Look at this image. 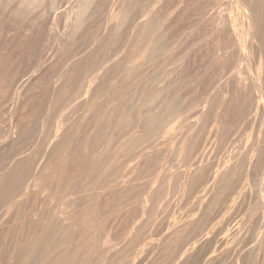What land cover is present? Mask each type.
Masks as SVG:
<instances>
[{"label":"bare ground","instance_id":"bare-ground-1","mask_svg":"<svg viewBox=\"0 0 264 264\" xmlns=\"http://www.w3.org/2000/svg\"><path fill=\"white\" fill-rule=\"evenodd\" d=\"M15 1H16L17 6H15V9L16 10H14L15 11L14 13H16L17 16L19 14H22V12H23V15L24 14L26 15L27 13L29 14L31 11H34L35 12L36 9H33V8H37V5L39 6V3H40V5L42 3L41 2L42 0H14V1H11L10 6L11 5L13 6V3ZM168 1L169 0H146L145 2H143V0H113V2H114V6H113L114 7V9H113L114 10V13L113 14H114V17H115V20H116V22L114 23V27L116 26L115 24H117V22H119L120 20H121V22H123V25L125 24V30L130 29L131 25H132V28H133L135 26V24L133 25V23H135V21L139 23L138 25L136 23V25H137V28H138L137 32L140 33V38L139 39L137 38V41H136L135 45H132L131 44L132 47L133 46L134 47L132 49L130 48V50L128 52L126 51L127 52L126 57L124 56L125 54L123 55L126 58V60H127L126 62H124L123 58H121V57H117V58H114L113 59V56L115 57V55L114 54H111V52H110L111 50H109V53H108V55H109V58L107 59L108 61H106V60H105L106 62L104 60L101 61L100 42L97 41V43H99V45H98L99 48H95L96 47L95 46L96 43H95L94 45L91 44V45L94 46L93 47L94 49L92 48L91 51H89V50L86 51V52L84 51L85 53H83V52L82 53H78L77 52L78 54H82L81 56H79L77 58H76V56L78 54L74 53L73 54V57L74 58L69 63V65H68V62H67V65H64V66H67V67L66 68L63 67L65 69L63 71V73L60 74V75H56L57 74L56 72L59 71V70H57V71L53 70L52 73L50 71V74L51 75L49 74L50 77L47 80V79H44L43 76H45L46 71L49 70L50 65H52L51 63H48L47 62L45 65L38 64L39 66H37L38 68L36 67L37 68L36 71H39L40 73L39 74L36 73L38 75L37 77L36 76L35 77H32V75L30 73H29L30 75H28V72L30 71V66L32 67V65L30 64V66H29L27 63L25 64L24 63L25 61H23V63H24L23 64L22 63V60L24 59V58H22L23 56H20V59L19 58L17 59V61L19 62V65H21V67H22V68L20 67L21 69L19 68L20 70L18 72V70L15 68L16 65L19 66L18 63L16 65L13 64L15 62L14 61L15 58H14V60H11L12 58L10 59V57H9V59L11 61L9 59L3 60L4 59V57H3L4 54L2 52L1 53L3 55L0 53L2 55V57H3V59H1L2 57L0 58V264H192V261L194 259L196 260V257L198 259L197 261H199L200 258H203L204 259V256L207 255V253H209L211 251V248H212L211 245H210L211 243L208 244L211 247V248H209L210 251L209 250H208V252L206 250L204 251V249L207 247V245H206L207 239H205L206 237L203 239L202 238L203 236L200 235L202 233L201 231H204L205 232V229L208 228L206 226V224L209 223V222L207 223V221H204L203 220L205 218L201 219L200 218L201 216L199 217V214L202 215L203 213L201 214L200 211H199V214H196V215H198V217H199L198 219L199 220L201 219V220L204 221V222L202 221V224H204L206 222L205 226L207 228L204 227L205 229H202L203 228V225L201 226V225H199L200 223L199 224L197 223V220H198L197 217H196V221H195L197 224L194 222L193 218H195V217H193V216H192L193 218L191 216L188 217V215L187 216L185 215V216H181V217H176L175 218L174 217L175 215H174L173 212H171L172 209H170V208H172L171 207L172 205H173V207H175L178 203L175 205L169 199V197L171 196V195H169L170 194V190H173L174 189V188H172L173 187L172 186L173 184H171L173 178H172V176H171L170 173L169 174H166L165 173V175L162 174L163 175L162 176V179H161V176H160L161 182H159L160 181L159 178L157 179V177H156L157 176L156 175L157 171L160 174V170L161 169H163V170L166 169V171L170 170V167L168 165L169 164L168 163V159H169V157H173L174 156L173 155L174 152L171 151V149H174L176 147V146H172V148L169 149V147H171V146H169L170 145L169 144L168 145L169 147L167 148V144L166 143L168 141L170 143V140H169L170 134L168 135L169 137L168 136L166 137L167 134L164 136V137H166L165 140L168 139V141L166 143H161L163 145L166 144L165 146H166L167 149L166 148L165 149H162L161 148V150H163V151H160V152H154L153 150L151 151V149L150 150L149 149L146 150V148H144V149L142 148L144 146L143 145L144 143L142 144L141 141L143 140V142H144L147 139L146 138L147 137L146 136L147 134L145 135V133L144 134L140 133L141 136L139 135L140 137H142L143 135H145L146 136L145 137L146 138L145 140L144 139L139 140V136H137V137H133L132 136L131 137L132 139L129 138L130 140L128 139L127 141L126 140L120 141V140H118V138L117 139H114L113 138L116 141H114V142L111 141L112 143L110 144V142H109V135H110L109 134L110 133L109 132V129L110 128L106 127L108 130L106 132L102 131L104 133L101 134V135H99L100 133H98V132L102 129V127H101L100 130L98 128L99 131H92L93 133L90 136V134L88 132H86L87 131V125L88 124L87 123H86L87 125L84 124L83 123V120H81V119L78 121L76 119V115H75V117H74L75 118L74 119L75 121L73 120L72 123H71V125L69 124L70 126H67V128L64 127V126H58L57 127V125H56V129H54V128L51 127L50 131H48V134L46 135V138H45V135H44V138L46 140L51 139V141H52V143L45 142V143H48V144H46V146L48 145L47 147H45V143H43L44 141L42 143H40V147H37V145L35 146L40 151H44V152H42V154L43 153L44 154L43 155L41 154L42 157L40 156V158H39V156L35 153V150L34 151L32 150V151H29L28 152L29 146L32 145L33 143H35V141H36V140L33 141L34 138H35V135H34V132H33L35 129L33 127L38 128L40 126L41 122L44 121L43 118L45 117V115H46V117H47V115L49 116L48 112H51V113L53 112L54 113V114H52L53 116L54 115H57V114L61 113L73 101L75 103V99H77V98H78V100L81 99L79 101V103H78L79 105L76 103L79 106L78 109H80V105L82 106V105H87L88 104L87 106H90L89 104L97 96L98 91L101 90L102 87H104V86H106L108 84V80H109V88L112 89L111 92L109 93V97H112L113 95L111 93H112L113 89H114L113 92L115 94L117 93L115 91L116 89L114 87V85H115L114 83L115 82L113 83L112 80L114 79V77H115V75H116V73L118 71L122 73V70H123L125 72V73L123 72L124 75H126V74L128 75L129 73L131 75V73L133 74L134 72L135 73H137V72L139 73V69H140L141 66H143V68H145V65H147V67L149 68L151 66L150 63L154 62L155 60L157 61V59H159V57H160V59L162 57H165L169 53V50L172 47V44L170 42L173 41V39L168 38V35L169 34H167L166 35L167 38L170 39L171 41L170 42L169 41L167 42V41L164 40L165 42L163 41V43H164V46H163V45H161V41H160V37L159 36H162L163 35L162 33H165V31L164 32L162 31V29L164 30V27H166L167 30H170V29H168L169 26H170L171 29H172V27L169 24H168V27H167V25H166L167 22H166V24L163 22V24H162L163 26H161L160 19H162L164 16L166 18V14L163 15L166 11L164 12L162 10V16L163 17L160 16L161 18H158L159 17L158 14H160L161 9L163 8L165 10V8L162 7V6L164 4H168ZM175 1H177V0H175ZM179 1L182 2V3H180ZM179 1H178L179 2L178 4L179 5L182 4V6H185V5H187L189 3V1H188L187 4L185 2V4L183 5V1L184 0L183 1L182 0H179ZM212 1L213 2H212V5L211 6H215L216 8H219L220 6L222 7V4L223 3L225 4V2H226L224 0H212ZM96 2H101V1L100 0H76L75 1V4L68 11H66L65 14H66L67 17H65V18H66V20H69L70 21V23H69L70 24V26H69L70 30L67 33H65L66 36L70 34V37H71L72 33L74 31H76V30H78L77 33L81 32V31H79L80 26L82 25V23H83V25L85 24L83 21L87 18L86 17V14H87V12H89L91 6L92 5H95ZM176 3L177 2H175L174 5H177ZM207 3H208V0H207ZM108 4L111 5L110 2ZM228 4H230V6H232L233 8H235V10H237L238 17H236V19L232 18L234 15L232 17L231 16L229 17L228 15L225 16L224 13L223 14L221 13L222 11L221 12H218L217 11L216 14H213L212 12H210V9H209L210 6L208 7L209 4L204 8V10L202 9L203 11H202V14H201V19H200V21L205 26L204 27L205 28L204 32L205 31L207 32V30H208L209 33L211 34L210 35L211 36L210 38L212 39V43H213V41L216 42L215 50H214V53H212L213 55H211V57L214 56L215 59L216 58H220V60L217 59V60H219L218 61V65H219L218 68L219 69L222 68V70H227L224 66H226V67H232L233 68V67H235L238 64H242V67L244 68L245 75L243 73V75L239 76V73H238V76L236 74L237 77L234 76L236 79L233 80L232 79L233 77L231 78L233 80L232 85L229 88V90L231 91L230 92L231 96H229V98H226L224 96L225 99H226V100H224L225 101L224 106L225 105L226 106L223 107L224 110H225V112L222 111V117L219 115L220 116L219 117L220 118L219 120L220 121L222 120V122L223 121L225 122V116H226L225 113H228L230 111L229 109L232 108L235 105L237 98H234V97L236 95L238 97V94H239L240 98H242V100H243L241 103L248 104L246 111L249 112V108H252L254 106H256L257 108L261 107L260 109H262V113H263L262 116H264V38L263 37H260V35H261V33H262V31L264 29H262L263 27L261 28V25H263V23L261 24V21H262V20H260V13L261 12L259 11V9L261 7H264V6H262V0H230ZM179 5H177V7ZM189 5L190 4H188V6ZM7 6H8V4H7ZM10 6H8V7H10ZM12 6L10 8H12ZM182 6H181V8H182ZM225 6H226V4H225ZM225 6H223V7H225ZM230 6H227V9ZM187 7H185V8L188 9ZM10 8L7 9L8 10L7 11L8 13H10L13 10V9H11V11H10ZM39 9L41 10V8H38V10ZM186 9H184V10L186 11ZM262 9H260V10H262ZM170 10H171V12L173 11V13H176V8L174 9L175 11L172 10V8ZM220 10H222V8ZM225 10L226 9H224V11ZM178 11H179V9H178ZM232 12H233V10H232ZM232 12H231V14H233ZM262 12H264V11L262 10ZM37 13H38V11H37ZM173 13H171V14H173ZM183 13H184V11H183ZM16 14H14V16H16ZM31 14H33V12ZM226 14H228V13H226ZM25 15L22 16V17H25ZM36 15H38V14H36ZM179 15H176V17L179 16ZM29 16H30V14H29ZM29 16H27L25 18H28ZM110 16H112V14ZM22 17H21V19H22ZM30 17H32V15ZM25 18L23 20H25ZM157 18L159 19L160 25L158 24ZM174 18H175V16H174ZM177 18H175V19H177ZM181 18H183V17L181 16ZM166 19H167L166 21H168V18H166ZM26 20H28V19H26ZM170 20L173 22V19H170ZM20 21H22V20H20ZM112 21H113V19H112ZM161 21H163V20H161ZM177 21H178V19H177ZM174 23H176V22H174ZM111 24H113V23L111 22ZM170 24H172V23H170ZM236 24H237V27L240 29V30H238V32H240L241 30H244L245 32H250L251 30H252V32L253 31L257 32V33H255L257 36L254 35V33H253L254 37L251 38V41L249 40V43L247 45V48L244 45V47L246 48L245 51L244 50L241 51L242 50L241 47H243L242 46L243 44L240 42L237 45L236 42H235L236 37L235 36L234 37L232 36V29H233V27ZM85 25H84V27H85ZM89 25H91V24H88L86 26L89 27ZM172 25H175V24H172ZM198 25H199V23H198ZM117 26H116V28H118ZM116 28H114V31H115ZM198 28L199 27H197V29ZM18 29H16V30H18ZM102 29H101V31H102ZM159 29H160V31H162L161 32L162 35L160 33H158V30ZM5 30H6L5 27L1 25L0 26V35L2 34L1 35L2 37H4L3 33H4ZM12 30H14V29H12ZM80 30H82V33L83 34H84L83 30H85L88 33H90V31L87 30V28L80 29ZM104 30H105V28H104ZM110 30H113V29H110ZM194 30H196V29H194ZM10 31L11 30H8L7 33L10 32ZM103 31H102V33H103ZM119 31H120V29H119ZM230 31H231V33H230ZM94 32L96 33V31H94ZM97 32L100 33V31H97ZM137 32H135V33H137ZM153 32H157L159 35H154ZM204 32H203V35H202L203 37H205V35H206V34H204ZM252 32H251V36H252ZM25 33H26V31H25ZM99 33L97 35H94L93 32H92V34L94 35V37L91 34L92 37L89 36L90 39L91 38H94L95 39L96 36L98 38ZM110 33H111V31H110ZM189 33L191 34V33H193V31L192 32H189ZM15 34H17V33L15 32ZM19 34H21V33H19ZM23 34L24 33H22L20 36L21 37L24 36ZM108 34H109V32H108ZM108 34L107 35L102 34V35H105L106 37L109 36V40H110V37L112 35H110V34L108 35ZM190 34L188 35V37L190 36ZM26 35H27V33H26ZM137 35H138V33H137ZM105 36L102 38V39H104L103 42L106 41V37ZM163 36H165V34ZM170 36L172 37V35H170ZM2 37L0 39H2ZM7 37H9V35ZM25 37L26 36H24V38L22 37V39H24V43L28 41L27 40L28 38H25ZM70 37L67 36V39L70 38ZM131 37H134V36H130L129 37L130 40H131ZM102 39H100V40H102ZM197 39H198V37H197ZM197 39H194V40H197ZM205 39H206V37L204 38V40H201V41H198L199 40L198 39L197 42L205 41ZM4 40H5V38H4ZM25 40H27V41H25ZM121 40H122V38H121ZM130 40L128 39V42ZM133 40H132V42H133ZM135 40H134V42H135ZM185 40H186V38H185ZM185 40L179 41V44L180 45H178V46L180 48L176 45L178 49H181V47H182V43L181 42L182 41L185 42ZM111 41H113V40H111ZM8 42H9V40H8ZM54 42H55V40H54ZM94 42H96V41H94ZM118 42H119V40L117 41V43ZM166 42H167V44L168 43H170V44L165 45ZM184 42H183V44H185ZM188 42H187V44H189ZM175 43H176V41H175ZM192 43L195 44L194 42H192ZM192 43H190V44H192ZM233 43L236 44V47L237 48L234 49L235 47L233 48V46H232V49L230 48L231 50L229 51L228 49L231 46V44H233ZM27 44H28V42H27ZM27 44H26V48H28ZM106 44H108V43H106ZM204 44L205 43H203V42L200 43L198 45L199 48L196 47L197 49L194 47V49L196 51L195 52H192V53L189 52V54L191 53L190 54L191 56L190 57H187V60H185V61H187V62H189V60L192 61L193 58L196 57L195 56L196 53H198V51H200V47H203ZM82 45H83V43H82ZM127 45L131 46L130 43L127 44ZM0 47H2V46H0ZM6 47H8V46H6ZM6 47H5V49L7 50ZM186 47H187V45L185 44V48ZM0 49H3V47L0 48ZM173 49H175V48H173ZM103 50H106V49L103 48ZM116 50H118V49H116ZM191 50H192V48H191ZM201 50H203V49H201ZM11 51H12V49H11ZM171 51H172V49H171ZM185 51H186V53L188 52V50H185ZM185 51H184V53H185ZM3 52H5L4 49H3ZM21 52H24V51H21ZM173 52H175V51H173ZM13 53L11 52L10 55L13 54ZM24 53H23V55H24ZM184 53H182V54H184ZM51 54H52V52H51ZM170 54L172 55V53H170ZM170 54H168V55H170ZM168 55H167V57H170ZM173 55H174V53H173ZM215 55H216V57H215ZM5 56H6V54H5ZM29 57H30V55H29ZM71 57L72 56H70L69 58H71ZM173 58L174 57H172L170 59H173ZM166 59L168 61L169 58H166ZM28 60L30 61V59H28ZM66 60L67 59H65V62H66ZM163 60L164 59L162 58V62H166V61H163ZM255 60H257V64H256ZM44 61H46V60H44ZM156 61H155L154 65L155 64L159 65L158 62H156ZM169 61L171 62V63L168 62V63L171 64V65L169 64V66H171V68H172L173 67L172 65H174L173 64L174 62H172L173 60L172 61L169 60ZM40 62H42V61H40ZM102 62L103 63L105 62V63L103 64ZM181 62L184 63L183 61H181ZM187 62H185L186 65L188 64ZM147 63H149V66H148ZM182 63H180V65ZM32 64H33V62H32ZM252 64L254 66L256 64V68H255L256 75L253 76L250 79L251 73H252V72L250 73V71L252 69V68L250 69V67H251ZM160 65L163 66L162 64H160ZM215 65H217V63ZM13 66H14V69L12 68ZM159 66H156V67L159 68ZM165 67H168V66L165 65ZM157 68H154L156 72H157V70H156ZM162 68H160V69L163 70L164 68L163 69ZM174 68H173L174 70L173 69L170 70L168 68L170 70V72H168L170 75H168V76H171L172 77L173 72H175L177 70H180L182 68V66H180L179 68H177L176 66H174ZM120 69H122V70L120 71ZM145 69H146L145 72H147V68H145ZM184 69H185V67H184ZM249 69H250V71H249ZM253 69H254V67H253ZM149 70H152V69L149 68ZM60 71H62V70L60 69ZM94 71H96L95 72V75L94 76H90V73L91 72H94ZM140 72H141L140 74H142V72L144 73V71H141V70H140ZM215 72H214V74H216ZM121 73L119 75H121ZM154 73L155 72L153 71L152 74H154ZM158 73L159 72H157V74ZM160 73L163 76L165 74L163 71H161ZM160 73H159V75H161ZM157 74L155 73L154 75L157 76ZM174 74H173V76H176V74L175 75ZM178 74H180V73H178ZM124 75H122V76H124ZM154 75L148 76V75L144 74V76L150 77V81L151 82L148 81L149 79L147 78V83L142 82L143 85H146L147 86L148 82H150L152 84V81L156 84L157 82L155 80L158 77H160V76L158 75V77H155ZM162 75H161V77L159 79L163 78ZM181 75H183V74H181ZM217 75L219 76V74H217ZM139 76H138V78L140 80L141 78ZM153 76H154L155 79L151 80V77L153 78ZM218 76H216V78H219L220 79V77H218ZM176 78H177V76H176ZM167 79H168V82L167 83L169 84V82H171V80L169 81V79H170L169 77L168 78H165L164 80L166 81ZM172 79H174V78H172ZM197 79L195 81H197ZM139 80L138 81H134V82H138L139 83ZM164 80L162 79L160 81L165 82ZM160 81H158V83ZM174 81L172 80V82H174ZM120 82H121V80H120ZM163 82H161V83H163ZM43 83L46 84L45 85L46 88L43 86V88H45L46 91L48 89H50V90L47 91L46 96L48 94H50L49 91L51 92L50 96H48L49 98L48 97H45L44 98L45 101H42V100H39L38 99L39 98V95H41V96L43 95L42 94L43 91H41V93L39 95L37 94V93H39V90H37V89L38 88H40V89L42 88V86L40 87L39 85H41ZM142 83L140 85H138V86H141ZM151 84H150V86H151ZM155 84H152V87ZM163 84H165V83H163ZM176 84H178V83H176ZM124 85H125V83H124ZM175 85H173V86H175ZM47 86H48V89H47ZM133 86L134 85H131V87H133ZM160 86H162V84ZM166 86H167V84H166ZM166 86L157 88L156 90H153V91L149 92L146 96H143V95H144V91L147 92V90H145V88L147 89V87H145L144 90L142 88H140V90H139V87H138L137 88L136 95H135V93H133V91H131V93H130L129 90H128V92H129L128 94L131 95V96L128 95V97L130 96V98L133 96L132 93L136 97L138 95L141 96V98H138V99H142V102L141 103L139 101H138L139 103L135 102V104H138V105L140 104L139 105L140 108L138 109V111H139L138 112V117H137V118H139V120H140V117L142 116L141 114L147 115L148 112H151V109H152L151 107H153V109H157L158 108L157 110H160L161 108L158 107L159 104L155 108V105H156L157 102H161L162 105L163 104L164 105L166 104V107L167 108H165V109H168L169 106H167V101L169 100L168 102L171 103V99H168L169 98L168 97L167 98L168 100H167L165 97L167 96L166 93L168 92V90L170 88H172V87L169 88V87H166ZM134 87L136 89L137 86H134ZM156 87H157V84H156ZM165 87L167 89H165ZM207 87H209V86H207ZM106 89H105V92H106ZM149 89L150 88H148V91H149ZM126 90H124V91H126ZM130 90H131V88H130ZM209 90H210V88H209ZM229 90L227 92H229ZM219 91L220 92H224L222 90H219ZM120 92L117 93V94H123V95H119L120 97H118V98H121V100L118 101V102H116V104L114 106L112 105L113 107H111L110 109H109L110 106H108V107L106 106L108 108V109H106L107 110L106 112L104 111L106 107H104V110H102L103 113L101 112L100 117L103 114L102 117H104V118H106L108 120L109 119V112L111 114V112L113 110L116 111V112L118 111V114L121 113V112L124 113V111H123L125 109L124 106L125 105H128V103L131 102V101H133L134 99L131 98L132 100L128 102V97L124 95V93L126 94L127 91L124 92V93H122V91H120ZM227 92H225V93H227ZM82 93L85 94L84 95L85 97L83 96V98H84L83 100L81 98L82 97ZM164 93H165V95H164ZM168 93L170 94L172 92H168ZM175 93L176 92H174V94ZM110 94L112 96H110ZM211 94H208L207 96H205L206 101H204L205 99L203 100L204 101V104H205V102L206 103L208 102V98H211L210 97ZM170 95L173 96V94H170ZM44 96H45V94H44ZM116 96H118V95H116ZM191 96H189V97H191ZM42 97H40V98H42ZM106 97H107V95H106ZM173 97H176V96H173ZM170 98H172V97H170ZM165 99L167 100L166 103L163 101ZM190 99H192V98H190ZM193 100H195V99L193 98ZM196 100H197V98H196ZM173 101H174V98H173ZM211 101H212L211 103L214 104L213 103L214 101L212 99H211ZM126 102H128V103H126ZM107 104H109V103H107ZM153 104H155V105H153ZM171 104H173V103H171ZM175 104L177 105V103H175ZM187 104L190 106V104L188 102H187ZM193 104H195V102H193ZM193 104L190 106V108H196L197 111H199L200 108L197 105V103L195 104V106L197 105L198 107H195V106L193 107ZM77 105H75V106H77ZM91 106H92V104H91ZM91 106L90 107H87V109L85 111L86 113H91L93 111L94 107H91ZM242 106L244 107L243 104H242ZM177 107H178V105H177ZM135 108L137 110V107H135ZM170 108H171V106H170ZM186 108H188V106H186ZM210 108H211V106H210ZM235 108H237V107H235ZM81 109H83V108H81ZM165 109H163V110L165 111ZM172 109L173 108L170 109L171 112L169 110V112H170L169 114H172L175 110H176V113H179L182 110V108H181V109H179L180 111H177L178 109H175V107H174V109H175L174 111ZM96 110H97V108H96ZM187 110H189V108ZM243 110H244V108H243ZM78 111H80V110H78ZM211 111H213V108H212ZM80 112H77V115H79ZM85 112H83V114ZM152 112H153V110H152ZM189 112H191V111H189ZM223 112H224V115H223ZM81 113H80V115H82V117H83V114H81ZM125 113H127V112H125ZM165 114L166 113L164 112V115ZM169 114H167L168 117H169ZM173 114L170 115V116L172 117ZM185 114L186 113H184V115ZM240 114H242V113H240ZM159 115H161V114H159ZM164 115H161L160 117L163 116V118H164L165 117ZM167 115H166L165 118H167ZM175 115H174V117H175ZM179 115L181 116V113H179ZM84 116H85V114H84ZM90 116H92V117H90L91 119H89V120H92L93 118L95 119L93 112H92V114ZM96 116H97V121H99L100 118L98 119V115H96ZM111 116H112V114H111ZM120 116H119V118H120ZM201 116H203V115H201ZM62 117H64L63 120H68L69 117H70V115H68L66 117L65 116H62ZM160 117H159V119H161ZM79 118L80 117H78V119ZM83 118L85 119L86 116L83 117ZM162 119H161V121H163V120H169V118L163 119V120ZM87 120H88V118H87ZM111 120H113V118ZM142 120H143V118H142ZM219 120H217V121H219ZM103 121H104V119H103ZM110 121H107V123L110 122ZM115 121H113L114 124H116ZM161 121L159 120V122H160L159 123V126L160 127L162 125L161 124ZM183 121H184V119H183ZM202 121L203 120L201 119L200 122H202ZM94 122H95V120H94ZM119 122H120V120H119ZM58 123H60V120H59ZM171 123H172V120H171ZM184 123H185V121H184ZM166 124L167 123H164L163 125H166ZM181 124H183V122ZM181 124L178 123V125H180V127H183L184 124L183 125H181ZM150 125H152V124L150 123ZM173 125H174V122H173ZM188 125L190 126V124H188ZM102 126H104V124ZM184 126H186V125H184ZM202 126H203V124H202ZM74 127H76V128L78 127L79 132H80V137L78 135L79 139L76 138L73 135L74 138L78 139L75 145L73 144V142H75V141H73V142L72 141H69V135L72 132H74V131H72V129ZM160 127H159V130L160 129H165V127L167 128L166 130H168V127L167 126H165V127L163 126L164 128H160ZM191 127H192V129L195 130V128H194L195 125L193 127L192 126V123H191ZM136 128L137 127H135V129ZM38 129H40V127ZM141 129H140V131H141ZM215 129H216V133H217L218 128H215ZM74 130H75V128H74ZM104 130H106V129H104ZM126 130H128V129H126ZM166 130H165V133L167 132ZM35 131L37 132V130H35ZM169 131L171 133V130L170 129H169ZM202 131L204 132V130H202ZM75 132L77 133L78 131L76 130ZM162 132H164V130H162ZM162 132H160L159 136L162 135L161 134ZM181 132L183 134L182 129H181ZM212 132H214V131H212ZM86 133H88L89 135L86 136ZM157 133H159V131ZM210 133H209V135H210ZM112 134H114V133H111V135ZM233 134H234V132H233ZM123 135H125V134H123ZM134 135H136V134H134ZM148 135H151V133L148 134ZM156 135H158V134H156ZM212 135H213V133H212ZM118 136L119 135H117V137ZM120 136L122 137V134ZM184 136H185L184 137V141H185V138H187L186 136H188V135H184ZM36 137L38 138V136H36ZM161 137H163V136H161ZM120 139H122V138H120ZM179 139L180 140H183L181 138H179ZM70 140H72V139H70ZM148 140H149V138L147 139V141ZM163 140H164V138H163ZM180 140H179V142L177 140H176L177 142H174V140H173V142H174L173 144L177 143L175 145H179L180 144ZM105 141H107V143ZM70 142H72L73 145H70L71 144ZM151 142H153V141L151 140ZM208 142H209V140H208ZM189 143L191 144L192 142H189ZM221 143H223V145H225L224 144L225 142L221 141ZM35 144H37V142ZM103 144H105V146ZM184 144H186V145L184 147H182V149L180 148L181 150L179 149V146L177 147V149H179V151H180L179 152L180 153L179 154V158H180V161L181 162H182V160H184V161L185 160L187 161L188 159L190 160V157H191V154H192L191 153V150H192L193 143L190 145V144H188V141H187V143L185 142ZM184 144H182V145H184ZM109 145H110V147H109ZM223 145H220V147L223 146ZM151 146L152 145L150 144V147ZM155 146H156V144H155ZM180 146H181V144H180ZM195 147H196V144H195ZM223 147H222V149H223ZM262 147L264 148V145ZM37 148H35V149H37ZM140 148H142V149H140ZM216 148H217V146H216ZM263 148H262V151H264ZM156 149H158V148H156ZM227 149H228V147H227ZM258 149H257V153H259V155L258 154H256L258 156L255 155V161L256 160L257 161L260 160V162H259V165H260V163H261V153L262 152H261L260 149L258 151ZM39 150H37V151H39ZM174 151H175V149H174ZM220 151H221V149H220ZM177 152L178 151H176V153H174V154H178ZM192 152H195V151H192ZM217 153H219V152H217ZM231 153H234L235 154V152H231ZM214 154H216V153H214ZM228 154H230V153H228ZM227 155L226 156L223 155V156L224 157H229ZM231 155L232 154H230V157H231ZM192 157H193V154H192ZM240 157H241V155H240ZM129 158H133L134 159V161H132V164H130V162L128 163V159ZM193 158H195V157H193ZM196 159H197V161L199 159H200V161H202L201 160V157L199 159L198 158H196ZM202 159H203V157H202ZM224 159L225 158H222V161H224ZM229 159L226 158V160H229ZM232 159H234V158L232 157ZM250 159H251V157H250ZM129 161H131V160L129 159ZM222 161L220 159V162L222 163L221 164L222 166L224 165L226 167L227 165H229V162L228 161H226V162H228L226 164L223 163ZM234 161L237 162L236 160H234ZM204 162H202V163L204 164ZM232 162H233V160L231 161V163ZM170 163H171V161H170ZM209 163H211V161ZM255 163H253V164H255ZM109 164H111V165L109 166ZM201 164H199V165L201 166ZM191 165H190V167H191ZM195 165H197V164H195ZM231 165L233 166V164H231ZM134 166H136V168L138 167V169H137L138 171L135 169ZM200 166H197V167H200ZM232 166H231V168H234ZM235 166H237V165H235ZM126 167L128 169L131 168V170H132V167H133V170L137 171V172L134 171L135 173L133 175V178H131V180L128 177L127 178L125 177V176H128V175L124 174V169ZM211 167H209V168H211ZM227 167H228V169L230 168L229 166H227ZM262 167H263V169H262V171H263L264 170V163H263ZM195 168H196V166H195ZM205 168L202 167L201 170H203ZM222 169L223 168H221V170ZM127 170L125 169L126 172L129 171V170L128 171ZM192 170H193V168H192ZM192 170H189V171H192ZM201 170L199 168V171L200 172L199 171H194V173H199L200 174V173H202ZM221 170L219 168V170L217 172H219ZM224 170H225V168H224ZM231 170L229 172H233ZM233 170H235V168ZM176 171H178V170H176ZM187 171L185 170V173ZM164 172H165V170L162 173H164ZM203 172H204V170H203ZM222 172H224V171H222ZM229 172L227 173L228 176L226 175V172L224 174H222L220 172L222 174V176H220V174L218 175L215 172L216 173L215 174L216 177L215 178L213 177L212 178V182L213 183L211 182L213 184L212 186L214 188L210 185L211 183H209V185H208V186H211V187H209V189L210 188L211 189L213 188L212 189V192H214V193H212L209 190L207 192L208 193L211 192V195L210 196H212L214 198V200H215V197H216V201L218 200V204H219V201L221 199V197H220V199H217V198H219L218 195L219 196H222V194L225 192V189H224L223 193L221 194L219 192L221 188L223 189V188H226L227 187V189H229L232 192V190L234 191L237 188V186H238V185H235V184H238L237 183L238 181L237 182L234 181L236 183L231 184V185H234V188H233V186L232 187L230 186L232 189H230V187L228 188V186H229V185H227L228 180L231 179V178L232 179L234 178V177L231 176L232 173L229 174ZM260 172H258V173L260 174ZM180 173H182L181 176H180V180H178V181L176 180L175 181V177L176 176H173V177H174V182L177 183V184L175 183L176 184L175 186H177V190L181 193V196H183L184 193H185V196L188 199L191 195H193L194 192H196V193H198L197 196H199V194L201 195V197H200V200L202 199L201 201H203V202L208 201L207 200L208 197L206 198V201H204L203 199H205V198L202 196V195H204V194H202L203 193L202 190H207L205 188L208 187V186L206 187V184L205 183L207 181H209L208 179L205 181L204 179H202L203 177L201 178V176L203 175V173H202V175H200V177L199 176L196 177L197 174H196V176L194 174L191 175L190 172H189L190 175H187L188 173L185 174V173H183L181 171H180ZM204 173H206V171ZM127 174L131 175L130 172H128ZM262 175H264V173ZM78 176H80L81 178H83L82 183L80 181L81 179L80 180L77 179ZM123 176L126 179H129L128 182L129 181L130 182L128 183V182H126L127 180L125 181L124 180L125 178H123V180L126 183H128V184H126L125 182H123V180H122V177ZM178 176L179 175H177V177ZM209 176H210V174H209ZM259 178H261V177H259ZM76 179L81 184L85 183L84 184L85 187H86V183H87V186L89 184V186H88V192L89 191L90 192L89 193L87 192L88 194L85 193L87 191V189L85 188L82 191L80 190L81 192L85 191L84 193H82L83 194L82 195L81 192L79 191V189H82L81 187L84 188V185L83 186H81V185L78 186L80 184L79 183L78 185L76 184L78 186V188H76V190L78 189L80 195H79L78 192L76 193V192L73 191L75 194H77L76 196H78V195L79 196L78 197L73 196V198H72L70 196V194H73V193H70V191H71V188H72L73 184L75 183L74 180H76ZM92 180H93V182H95L94 184H92L93 183ZM261 180H262V178H261ZM78 181H77V183H78ZM87 181L88 182L89 181L91 182L93 188L90 186L91 184L88 183ZM221 181H223L224 184H226L227 186L224 185ZM229 181H231V180H229ZM220 182L224 186H226V187H222V185H221ZM122 183L123 184L125 183V184L123 185ZM203 184H205L204 187H201L202 189H199L200 186H203ZM263 185H264V183H263ZM89 187H91L92 191H91V189H89ZM74 188H72V189L74 190ZM115 190H117V191H116L115 194H113ZM174 190H176V188ZM199 190L202 191V192L199 193L200 192ZM229 190H227V191L229 192ZM171 192H173V191H171ZM75 194H73V195H75ZM163 196H169V197H167L168 200L165 199V201H166L165 203L166 204L164 206L162 205V202L160 203V200H161V198ZM204 196H207V194L204 195ZM187 199L186 200L184 199V200L187 201ZM257 199H260V198H257ZM162 200H163V198H162ZM197 200H198V202L200 201L199 198ZM209 200H210V198H209ZM211 200H212V198H211ZM137 201H138V203H137ZM188 201H190V200H188ZM216 201H214V202H216ZM211 202H213V201H211ZM214 202H213V205H214ZM54 203L55 204L57 203L56 206L54 205ZM179 204H181V203L179 202ZM206 204H203L202 203L201 205L202 206L203 205L205 206ZM209 204H210V202H209ZM218 204H216V205H218ZM255 205H258V204H255ZM198 206L200 207V205H198ZM206 206L203 207V209L209 208L208 206L206 208ZM211 206L212 205H210V207ZM191 207H190V209H191ZM215 207H217V206H215ZM215 207H214V209H216ZM183 209H185V208H183ZM199 209H201V208H199ZM203 209H202V211L205 213L206 210H203ZM211 209H212V207H211ZM254 209H255V207H254ZM142 211H143V213H144V211L147 212V214L149 212L150 213V215H149L150 218H147V220H146L145 217H144L145 222H144V219H143V220H141V223L139 225H137L135 223V219H139V220H136V221H139L140 222L141 217L140 218H136V217L138 216L137 214L140 213V212H142ZM208 211L209 210L207 209V212L205 214H203V215H206L208 213ZM210 211H209V213H210ZM217 212H218V210H217ZM176 213H177V210H176ZM186 213H188V212H186ZM208 214H207V216L210 215V214L209 215ZM263 214H264V212H263ZM182 215H183V213H182ZM213 215H215V214L213 213ZM143 216H146V215H143ZM178 216H180V215H178ZM207 216H205V217L207 218ZM230 216L231 215H229V217ZM250 216L253 217V215H250ZM231 218H232V216H231ZM221 221H223V220H221ZM224 222H222V223H224ZM194 224L199 225V226L202 227V228L201 227L199 228V229H202V230H200L201 233L198 232V233H200L199 235L203 239L200 242L199 241H195L194 242L195 237L194 236H193L194 238L192 236H191L192 238L190 237V235H194V234H191V232L194 231V230H192ZM220 225H222V224H220ZM228 226H230V225H228ZM263 227H262V229H263ZM195 228H196V230L198 229V227H195ZM218 228H222V227H218ZM228 228H226L225 230H227ZM233 228H235V226L232 223L231 229H233ZM199 229H198V231H199ZM208 231H210V230H208ZM215 231H216V229H215ZM211 232L212 231L208 232L207 235H209V233H211ZM218 232H217V234H218ZM234 233L235 232L233 231V234ZM214 234H216V233H214ZM212 235H213V233H212ZM219 236H220V234H219ZM212 237L213 238H216L215 235L212 236ZM190 238H191V241H193L194 243H192V242L189 241ZM215 241H217V239ZM208 242H209V238H208ZM215 244L218 245V242L217 243H214V246H215ZM205 245H206V247H205ZM220 245H222V243ZM254 245H256V243ZM261 245H259V247ZM216 247L217 246H215V248ZM248 248L250 249V247H248ZM248 248L246 250H248ZM218 249H219V246H218ZM253 249L255 250V248H253ZM250 250H248V251H250ZM212 252H214V250ZM252 252L253 251H251L250 253H252ZM131 254H134V255L136 254V256H135L134 259L132 257H130Z\"/></svg>","mask_w":264,"mask_h":264},{"label":"rangeland","instance_id":"rangeland-1","mask_svg":"<svg viewBox=\"0 0 264 264\" xmlns=\"http://www.w3.org/2000/svg\"><path fill=\"white\" fill-rule=\"evenodd\" d=\"M11 1H14V0H0V26L2 25V26H4L5 27V29L8 31V30H11L10 32H8L7 33V31L5 30L4 31V33H3V35H4V37H2L1 35V37H2V39H0V43L2 44H0V46H2L3 47V49L5 50V52H3V49H0L1 51H0V53L3 55V57H4V59H3V57H2V55L0 54V58L1 59H3V60H6V59H9V57H10V59L11 60H14V58H15V62L13 63V64H17L18 63V65H19V62L17 61V59L19 58L20 59V56H23L22 58H24L23 60H22V63H23V61H25L24 63L26 64H28L29 66H30V64L32 65V67L30 66V71L28 72V75H32V77H37L38 75L37 74H39L40 72L39 71H36V69L38 68L37 66H39L38 64H43V65H45L47 62L48 63H51L52 65H50V68H49V70L48 71H46V74H45V76H43L44 77V79H47L48 80V78L50 77V71H51V73H52V71L53 70H55V71H57V70H59V71H57L56 73V75H60V74H62L63 73V71L65 70L63 67H67V66H64V65H67V62H68V65H69V63L72 61V59L74 58L73 57V54L74 53H76V54H78V53H85L86 51H91L92 50V48L94 47L93 45L95 44V48H99V43H97V41L98 42H100V51H101V61H108L107 59L109 58V55H108V53H109V50H111L110 52H111V54H114L115 55V57L113 56V59L114 58H117V57H121V58H123V60H124V62H126L127 60H126V55H127V52L130 50V48L132 49L133 47H132V45H135V43H136V41H137V38L139 39L140 38V33L139 32H137V30H138V28H137V25L139 24L138 22H136L135 21V23H133V25L135 24V28L133 27L132 28V25H131V27H130V29H128V30H125V24L123 25V22H121V20L119 21V22H117V24H115L118 28H116V26L114 27V23L116 22V20H115V17H114V2H113V0L111 1H109V0H100L101 2H96L95 3V5H92L91 6V8H90V10H89V12H87V14H86V21L84 20L83 22L86 24V25H88V24H91V25H89V27L88 26H86L85 24V27H84V25H83V23H82V27L80 26V29H84V28H87V30H89L90 31V33H88L87 31H85V30H83V32H84V34L82 33V30H80L79 29V31H81V32H79V33H77L78 32V30H76V31H74L73 33H72V35H71V37H70V34L69 35H67L68 37H70V38H68L67 39V36L65 35V33H67L69 30H70V28H69V26H70V21L69 20H66V18L65 17H67L66 16V11H68L74 4H75V1L76 0H42L41 2V5H40V3H39V6L37 5V8H33V9H36L35 10V12L34 11H31L29 14H30V16L32 15V17H30L29 16V14L27 15H25V17H27V16H29L28 18H25V17H22V16H24L23 15V12H22V14H19L18 16H17V14L16 13H14L15 11L14 10H16L15 9V6H17V4H16V1L13 3V6H12V8H10L11 6H10V4H11ZM146 0H143V2H145ZM175 0H169L168 1V4H162L163 6L162 7H164L165 8V10L162 8L161 9V11H160V14H158V18H161L160 16H162V10L165 12H163L164 14L163 15H165L166 14V18H168V21H166L167 19L165 18V16L162 18V19H160V22H161V26H163L162 24H163V22L166 24V22H167V27H168V24L169 25H171V27H172V29L170 28V26L168 27V29H170V30H167V28L166 27H164V30L162 29V31L164 32L165 31V33H162L163 35L165 34V36H163L162 34H161V32L162 31H160V29L158 30V33H160L162 36H159L160 37V41H161V45H163L164 46V43H163V41L165 40V41H171L170 39H168V38H171V39H173V41H171L170 43L172 44V47L170 48V50H169V53L168 54H170V53H172V55L170 54V55H168V56H170V57H167V55L165 56V57H162L164 60L163 61H166V62H162V58L160 59V57H159V59H157V61L156 62H158V64L160 65V64H162L163 66H159V65H157V64H155L154 65V63H155V61L154 62H152V63H150L151 64V66L149 67L150 69H152L156 74H157V72H161V71H163L164 73V76L162 75V77L163 78H161V79H159L160 77H161V75H159V73L157 74V76L156 75H154V74H152L153 73V71L152 70H149V68L147 67V65H145V68H147V72H145L146 71V69L145 68H143V66H141L140 67V69H139V73L137 72V73H131V75H130V73L127 75H124V71L122 70V69H120V71L122 70V73L121 72H117L116 73V75L118 76H116L115 75V77H114V79L112 80L113 81V83L116 85H114V87H115V91L117 92V93H119L120 91H122V93H124V92H126L127 91V93L125 94L124 93V95L125 96H127L128 97V95H130V94H128L129 92L131 93V91H133V93H135V95H136V93H137V88L139 87V90H140V88H142L143 90H144V88L145 87H147V89L145 88V90H147V92L146 91H144V95L143 96H146L149 92H151V91H153V90H156L157 88H160V87H164V86H166V84H167V86L166 87H172V88H168L169 90H168V92H172V93H170V94H173V96H176V97H173L172 95H170L167 91V93H166V99L168 98V99H171V103H173V104H171L170 102H168L166 99L165 100H163L165 103H166V101H167V106H169L168 107V109H165V108H167L166 107V104L163 106L162 105V103L161 102H157L156 103V105L155 104H153V105H155V108H156V106H158V104H159V108H161L160 110H157V109H153V107H151L152 109H151V112H152V110H153V112L151 113V112H148L147 113V115H144V114H141L140 116V120H139V118H137L138 117V109L140 108V104L138 105V104H135V102H137V103H141L142 102V99H138V98H141V96L140 95H138L137 97L132 93V95L135 97H131V98H133L134 100L133 101H131L132 99L130 98V96L128 97V102L129 101H131V102H126V103H128V105H125L124 107H125V109L123 110L124 111V113L123 112H121V113H119L118 114V111L116 112V111H112L111 112V114H112V116H111V114H110V112H109V119L111 118H113V120H107L106 118H104V117H102L103 116V114H102V116L100 117V115H101V112H102V110H104V107H108V106H110L109 107V109L111 108V107H113L115 104H116V102H118V101H120L121 100V98H118V97H120L119 95H123V94H115L113 91H114V89H113V91H112V95L110 94V96H112V97H109V93L111 92V88H109V80H108V86L106 85V86H104V87H102L101 88V90H99L98 91V94H97V96L92 100V102L94 103H90L89 105L91 106V104H92V106L91 107H94V109L96 110V108H97V110L95 111L94 109H93V113H94V117H95V119L93 118L92 120H89V119H91L90 117H92V116H90L91 114H92V112L91 113H86L85 111H86V109H87V107H90V106H87V105H80V109H78L79 108V101L81 100V99H79L78 100V98L77 99H75V103H74V101L69 105V106H67L66 108L68 109H64L61 113H59V114H57V115H52V114H54L53 112L51 113V112H48V114H49V116L47 115V117H46V115H45V117L43 118L44 119V121H42L41 122V124H40V129H38V128H36V127H33L35 130H37V132L34 130L33 132H34V135H35V138H34V140L33 141H35V143L37 142V144H35V143H33L32 145H30L29 146V150H28V152L29 151H34L35 150V153L39 156V158H40V156H41V154H42V152H44V151H40L37 147H40V143H42L43 141V143H45V142H48V143H52V141H51V139H48V140H46L45 138H46V135L48 134V131H50V129H51V127L52 128H54V129H56V125H57V127L58 126H64V127H66L67 128V126H70L71 125V123H72V121L75 119L74 117H75V115H76V119L79 121L80 119L81 120H83V123L84 124H86L87 125V131L86 132H88L89 134H90V136L92 135V131H99L100 129H101V127H102V129L98 132V133H100L99 135H101V134H103L104 132H106L108 129L106 128V127H108V128H110L109 129V134L111 135V133H114V134H112L111 136L109 135V142H110V144L112 143V142H114V141H116V140H114V139H117L118 138V140H120V141H124V140H128L129 138H131L132 136L133 137H137V136H139L140 135V133H142V134H144L145 133V135L147 136H145V135H143L142 137H140L139 136V140H142V139H148L149 138V140L147 141V139H146V141H144L143 142V140L141 141V143L145 146H143L142 148L144 149V148H146V150L147 149H151V151L153 150L154 152H160V151H163V150H161V148L162 149H165L166 148V144H167V148L169 147V146H171V147H169V149H171L172 148V146H176L174 149H175V151H174V149H171V151H173L174 153H176V151H178L177 153L178 154H174L173 153V157H169V159H168V165H169V167H170V170H168V171H166V169H164L165 170V172L164 173H162L164 170L163 169H161L160 170V174L158 173V171H157V173H156V177H157V179L159 178V182H161V179H162V176L163 175H165V173L166 174H171V176H172V182H171V184H173L171 187L172 188H176V190H170V194L169 195H171L170 197L169 196H163L162 198H163V200H162V198H161V200H160V203L162 202V205L164 206L166 203V201H165V199H167V197H169V199L171 200V202H173V204H177L175 207H173V205L171 206L172 208H170V209H172L171 210V212H173L174 213V217L176 218V217H181V216H187L188 215V217H195V218H193V220H194V222L196 221V217H197V219L200 217L201 219H203V218H205V219H203L204 221H207V223L208 224H206V222L204 223V224H202V221L203 220H197V223L199 224V225H203V228L201 227V226H199V225H196V224H194V226L195 227H198V229L201 227L202 229H205V228H207L208 230H210V231H212L211 233H209V235H207V233L208 232H210V231H208L207 229H205V232L204 231H201L200 232V230H202V229H199V231H198V229L196 230V228L193 226V228H192V230H194L193 232H191V234H194V235H190V237L192 236H194L195 237V239H194V242L195 241H202L205 237V239H207V241H206V245H207V247H206V245H205V249H204V251L206 250L207 252H208V250H209V248H211V251L209 252V253H207V255H205L204 256V259L203 258H200V260L199 261H197L198 259H197V257H196V260L194 259L193 261H192V264H264V214H263V212H264V185H263V183H264V175H262L263 173H264V170L262 171V169H263V167H262V165H263V163H264V151H262V146L264 145V116H262L263 115V113H262V109H260L261 107H259V108H257L256 106H254V107H252V108H249V112L248 111H246L247 110V105L248 104H245V103H241L243 100H242V98H240V96H239V94H238V97H237V95L234 97V98H237L236 99V103H235V105L232 107V108H230L227 112L228 113H225L226 114V116H225V122L223 121L222 122V120L220 121L219 119V117L221 116L222 117V111H224L225 112V110H224V108L223 107H225L224 106V104H225V101L224 100H226L225 99V97L226 98H229V96H231V94H230V90H229V88L231 87V85H232V82H233V80L234 79H236L234 76H236V74H237V76H238V73H239V76H241V75H243V73H244V68L242 67V64H238V65H236L235 67H226V66H224L227 70H222V68L221 69H219L218 67H219V65H218V61L220 60V58H214V56H212L211 57V55H213L212 53H214V50H215V45H216V42L215 41H213V43H212V39L210 38L211 36V34L209 33V31L207 30V32L205 31L204 32V30H205V26H204V24L200 21V19H201V14H202V11L204 10V8L208 5V7H209V9H210V12H212L213 14H216L217 13V11L218 12H221L222 14L224 13V15L225 16H233L232 18H234V19H236V17H238V12H237V10H235V8H233L232 6H230V4H228L229 3V1L230 0H224V1H226L225 2V4H226V6H225V4L223 3L222 4V10H220L219 8H216L215 6H211L212 5V0H208V3H207V0H182L183 1V5L185 4V2H186V4H187V2L189 1V3L188 4H190L189 6H188V4L187 5H185V6H182V4L181 5H179L178 3L180 2L179 0H177V1H175V2H177L176 4L177 5H179L178 7H177V5H174L175 4V2H174ZM179 1V2H178ZM6 4H5V3ZM110 2L111 3V5L110 4H108V3ZM171 2V3H170ZM200 2V3H199ZM210 2V3H209ZM106 3V4H105ZM173 3V4H172ZM180 3H182V2H180ZM7 4H8V6H10V7H8L7 6ZM174 7H172L171 5ZM7 7H6V6ZM49 5V6H48ZM105 5V6H104ZM108 5V6H107ZM168 5V6H167ZM41 6V7H40ZM97 6V7H96ZM111 6V7H110ZM170 6V7H169ZM181 6H182V8H181ZM188 6V7H187ZM223 6H225V7H223ZM227 6H230V7H228V9H227ZM262 6H264V1L262 0ZM14 7V8H13ZM169 7V8H168ZM185 7H187L188 9H186ZM191 7V8H190ZM10 8V11H11V9H13L10 13H8L7 11V9H9ZM17 8V7H16ZM38 8H41V10L39 9L38 10ZM48 8V9H47ZM172 8V10H174L175 8H176V13H173V11L171 12V9ZM179 9V11H178V9ZM263 8V9H262ZM181 9V10H180ZM184 9H186V11L184 10ZM203 9V10H202ZM224 9H226L225 11H224ZM260 9H262L263 11H264V7H261ZM259 9V11L262 13H260V20H262L261 21V24L263 23V25H264V12H262V10H260ZM54 10V11H53ZM232 10H233V12H232ZM37 11H38V13H37ZM110 11V12H109ZM112 11V12H111ZM175 11V10H174ZM181 11V12H180ZM183 11H184V13H183ZM227 11V12H226ZM230 11V12H229ZM235 11V12H234ZM33 12V14H31ZM173 13V14H171V13ZM231 12L233 13V14H231ZM237 12V13H236ZM16 14V16H14V14ZM168 13V14H167ZM183 13V14H182ZM186 13V14H185ZM226 13H228V14H226ZM36 14H38V15H36ZM109 14V15H108ZM112 14V16H110ZM180 14V15H179ZM10 15V16H9ZM91 15V16H90ZM176 15H179V16H177L176 17ZM242 15V14H241ZM2 16V17H1ZM8 16V17H7ZM22 17V19H21V17ZM168 16V17H167ZM174 16H175V18H177L178 19V21H177V19H175L174 18ZM181 16L183 17V18H181ZM109 17V18H108ZM25 18V20L26 19H28V20H23ZM59 18V19H58ZM65 18V19H64ZM157 18V21H158V24L160 25V22H159V19ZM181 18V19H180ZM68 19V18H67ZM111 19V20H110ZM112 19H113V21H112ZM170 19H173V22L170 20ZM199 19V20H198ZM20 20H22V21H20ZM99 20V21H98ZM101 20V21H100ZM104 20V21H103ZM161 20H163V21H161ZM13 21V22H12ZM48 21V22H47ZM171 21V22H170ZM198 21V22H197ZM68 22V23H67ZM89 22V23H88ZM110 22V23H109ZM111 22L113 23V24H111ZM172 23V24H175V25H172V24H170V23ZM174 22H176V23H174ZM197 22V23H196ZM3 23V24H2ZM93 23V24H92ZM108 23V24H107ZM136 23H137V25H136ZM198 23H199V25H198ZM69 24V25H68ZM110 24V25H109ZM182 24V25H181ZM203 24V25H202ZM48 25V26H47ZM177 25V26H176ZM263 25H261V28L262 29H264V26ZM25 26V27H24ZM92 26V27H91ZM112 28H111V27ZM124 26V27H123ZM181 26V27H180ZM19 29H18V28ZM60 27V28H59ZM95 27V28H94ZM110 27V28H109ZM176 27V28H175ZM178 27V28H177ZM190 27V28H189ZM197 27H199L198 29H197ZM10 28V29H9ZM50 28V29H49ZM103 28V29H102ZM104 28H105V30H104ZM108 28V29H107ZM114 28H116L115 29V31H114ZM133 30H132V29ZM187 28V29H186ZM12 29H14V30H12ZM16 29H18V30H16ZM22 29V30H21ZM28 29V30H27ZM98 29V30H97ZM101 29H102V31H103V33H102V31H101ZM110 29H113V30H110ZM118 29V30H117ZM119 29H120V31H119ZM136 31H135V30ZM177 29V30H176ZM194 29H196V30H194ZM109 30V31H108ZM117 30V31H116ZM202 30V31H201ZM238 30H240L238 27H237V24L233 27V29H232V36L234 37H236V39H235V42H236V44L238 45L240 42L243 44L242 46L244 47V45L246 46V48H247V45H248V43H249V40L251 41V38H253L254 37V35H256L255 33H257V32H255V31H253L252 32V30L250 31V32H245L244 30H241L240 32H238ZM25 31H26V33H27V35H26V33H25ZM60 31V32H59ZM93 32V34L94 35H97L99 32H97V31H100V33H99V35H98V38H97V36L95 37V39L94 38H91L90 39V37H92V32ZM94 31H96V33L94 32ZM110 31H111V33H110ZM114 31V32H113ZM137 32L138 33V35H137V33H135V32ZM156 31V30H155ZM160 31V32H159ZM167 31V32H166ZM193 31V33H189V32H192ZM200 31V32H199ZM15 32L17 33V34H15ZM86 32V33H85ZM108 32H109V34L110 35H112L111 37H110V40H109V36L108 37H106L105 35H107L108 34ZM130 32V33H129ZM177 32V33H176ZM203 32H204V34H206L205 35V37H206V39H205V41H202L203 43H205L204 44V46L203 47H200V51H198V53H196V57H194L193 58V60L192 61H190L189 60V62H187V61H185V60H187V57H190L191 55V53L192 52H195L196 50L194 49V47L196 48V47H198V45L200 44V43H202V42H197V40L198 41H201V40H204V38L205 37H203L202 35H203ZM251 32H252V36H251ZM19 33H24L23 35L24 36H26L25 38H28L27 40H25V41H27L28 42V44H27V42H25L26 44H27V46H28V48H26V44L24 43V39H22V37L24 38V36H20L21 34H19ZM64 33V34H63ZM107 33V34H106ZM154 33V35H159L157 32H153ZM230 33H231V31H230ZM253 33H254V35H253ZM29 34V35H28ZM63 34V35H62ZM76 34V35H75ZM81 34V35H80ZM86 34V35H85ZM92 34V35H91ZM102 34H105V35H102ZM108 34V35H109ZM135 34V35H134ZM167 34H169L168 35V38H167ZM190 34V36L188 37V35ZM193 34V35H192ZM247 34V35H246ZM9 35V37H7ZM18 35V36H17ZM88 35V36H87ZM94 35H93V37H94ZM115 35V36H114ZM125 35V36H124ZM137 35V36H136ZM170 35H172V37L170 36ZM192 35V36H191ZM199 35V36H198ZM90 36V37H89ZM106 37V41L105 42H103L104 41V39H102L103 37ZM130 36H134V37H131V40H130ZM170 36V37H169ZM186 36V37H185ZM245 36V37H244ZM257 36V35H256ZM0 37V38H1ZM19 37V38H18ZM66 37V38H65ZM89 37V38H88ZM100 37V38H99ZM175 37V38H174ZM179 39H178V38ZM196 37V38H195ZM197 37H198V39H197ZM203 37V38H202ZM260 37H263L264 38V30L262 31V33H261V35H260ZM4 38H5V40H4ZM74 38V39H73ZM108 38V39H107ZM121 38H122V40H121ZM126 40H125V39ZM163 38V39H162ZM166 38V39H165ZM181 38V39H180ZM185 38H186V40H185ZM188 38V39H187ZM190 38V39H189ZM22 39V40H21ZM70 39V40H69ZM80 39V40H79ZM100 39H102V40H100ZM128 39L130 40L129 42H128ZM135 40V42H134V40ZM168 39V40H167ZM176 39V40H175ZM194 39H197V40H194ZM8 40H9V42H8ZM54 40H55V42H54ZM63 40V41H62ZM82 40V41H81ZM111 40H113V41H111ZM119 40V42L117 43V41ZM132 40H133V42H132ZM176 41V43H175V41ZM181 40H185V42L184 41H182L181 43H182V47H181V49H178L177 48V46L178 45H180L179 44V41H181ZM192 40V41H191ZM194 40V41H193ZM208 40V41H207ZM23 41V42H22ZM74 41V42H73ZM83 43V45H82V43ZM94 41H96V42H94ZM102 41V42H101ZM115 41V42H114ZM127 41V42H126ZM164 41V42H165ZM178 41V42H177ZM189 41V42H188ZM13 42V43H12ZM67 42V43H66ZM114 42V43H113ZM167 42L165 43V45H168V44H170V43H168L167 44ZM174 44H173V43ZM183 42L187 45V49L185 48V44H183ZM187 42L189 43V44H187ZM192 42H194L195 44H193ZM210 42V43H209ZM11 43V44H10ZM21 43V44H20ZM88 43V44H87ZM106 43H108V44H106ZM111 43V44H110ZM130 43V45L131 46H129V45H127V44H129ZM178 43V44H177ZM190 43H192V44H190ZM17 44V45H16ZM23 44V45H22ZM66 44V45H65ZM87 46H86V45ZM91 44H93V45H91ZM235 43H233V44H231V46L229 47V51L232 49V46H233V48L234 49H236L237 47H236V44L234 45ZM4 45V46H3ZM8 46V47H6V46ZM12 45V46H11ZM19 45V46H18ZM69 45V46H68ZM106 45V46H105ZM110 45V46H109ZM177 45V46H176ZM194 45V46H193ZM213 45V46H212ZM11 46V47H10ZM23 46V47H22ZM76 46V47H75ZM81 46V47H80ZM118 46V47H117ZM2 47H0V48H2ZM5 47L7 48V50L5 49ZM123 47V48H122ZM179 47V46H178ZM243 47H241V51H245V47L243 48ZM79 48V49H78ZM87 48V49H86ZM103 48H105L106 50H103ZM120 48V49H119ZM173 48H175V49H173ZM180 48V47H179ZM191 48H192V50H191ZM199 48V47H198ZM231 48V49H230ZM11 49H12V51H11ZM94 49V48H93ZM116 49H118V50H116ZM171 49H172V51H171ZM183 49V50H182ZM194 49V50H193ZM197 49V48H196ZM201 49H203V50H201ZM253 49V48H252ZM10 50V51H9ZM80 50V51H79ZM124 50V51H123ZM185 50H188V52L186 53V51ZM227 50V51H228ZM9 51V52H8ZM21 51H24V52H21ZM85 51V52H84ZM105 51V52H104ZM116 51V52H115ZM127 51V52H126ZM173 51H175V52H173ZM184 51H185V53L188 55L189 54V52H191L188 56L184 53ZM211 51V52H210ZM13 53V54H11L10 55V53ZM51 52H52V54H51ZM78 52V53H77ZM120 52V53H119ZM21 53V54H20ZM23 53H24V55H23ZM173 53H174V55H173ZM182 53H184V54H182ZM223 53V52H222ZM5 54H6V56H5ZM9 54V55H8ZM122 54V55H121ZM125 54V55H124ZM208 54V55H207ZM217 54V53H216ZM29 55H30V57H29ZM82 54H78L77 56H76V58L77 57H79V56H81ZM125 57H124V56ZM205 55V56H204ZM8 56V57H7ZM18 56V57H17ZM65 56V57H64ZM70 56H72L71 58H69ZM185 56V57H184ZM48 57V58H47ZM172 57H174L173 59H170V58H172ZM179 57V58H178ZM181 57V58H180ZM215 57H216V55H215ZM47 58V59H46ZM69 58V59H68ZM166 58H169L168 59V61H167V59ZM183 58V59H182ZM185 58V59H184ZM9 59V60H10ZM28 59H30V61L28 60ZM54 59V60H53ZM56 59V60H55ZM65 59H67L66 60V62H65ZM166 59V60H165ZM217 59H219V60H217ZM10 60V61H11ZM44 60H46V61H44ZM169 60H173L172 62H174L173 64L174 65H172L173 67L171 68V66H169V64L171 63ZM179 60V61H178ZM17 61V62H16ZM35 61V62H34ZM40 61H42V62H40ZM51 61V62H50ZM54 61V62H53ZM105 61V62H106ZM181 61H183L184 63H182ZM194 61V62H193ZM32 62H33V64H32ZM62 62V63H61ZM104 62V63H105ZM168 62H170V63H168ZM177 62V63H176ZM182 63L181 65H180V63ZM185 62H187L188 64L186 65L185 64ZM193 62V63H192ZM255 62H256V64H257V60H255ZM11 63V62H10ZM23 63V64H24ZM103 63V62H102ZM103 63V64H104ZM190 63V64H189ZM217 63V65H215ZM22 64V65H23ZM35 64V65H34ZM148 64V66H149V63H147ZM166 66H168V67H165V65ZM179 64V65H178ZM256 64H255V66L252 64L251 65V67H250V69H251V71H250V69H249V71H250V73H251V77H250V79L253 77V76H255L256 75V71H255V68H256ZM14 65V66H15ZM62 65V66H61ZM171 65V64H170ZM209 65V66H208ZM14 66L12 67L13 69H14ZM156 66H159V68H157ZM174 66H176L177 68H179L180 66H182V68L180 69V70H177V71H175V72H173V74L175 73L176 74V76H177V78H176V76H173V74H172V77L171 76H168V75H170L168 72H170V70H172L173 68H174ZM188 66V67H187ZM197 66V67H196ZM21 67V65H19V66H15V68L18 70V72H19V70L22 68H20ZM37 67V68H36ZM152 67V68H151ZM164 69H163V68ZM184 67H185V69H184ZM210 67V68H209ZM253 67H254V69H253ZM20 68V69H19ZM154 68H157L156 70H157V72L155 71V69ZM160 68H162L163 70H161ZM170 70H169V69ZM196 68V69H195ZM35 69V70H34ZM60 69L62 70V71H60ZM145 69V70H144ZM175 69V68H174ZM173 69V70H174ZM224 69V68H223ZM140 70L141 71H144V73L142 72V74H140L141 72H140ZM160 70V71H159ZM186 70V71H185ZM198 70V71H197ZM205 70V71H204ZM218 70V71H217ZM235 70V71H234ZM14 71V70H13ZM12 71V72H13ZM36 71V72H35ZM149 71V72H148ZM204 71V72H203ZM216 71V72H215ZM239 71V72H238ZM17 72V73H18ZM49 72V73H48ZM95 72L96 71H94V72H91L90 73V76H94L95 75ZM151 72V73H150ZM168 74H167V73ZM180 73V74H178V73ZM194 72V73H193ZM214 72L216 73V74H214ZM30 73V74H29ZM34 73V74H33ZM37 73V74H36ZM121 73V75H119ZM149 73V74H148ZM200 73V74H199ZM213 73V74H212ZM50 74V75H49ZM140 76H139V75ZM144 74H146V75H148V76H151V75H154L155 77H158V75L160 76V77H158L155 81L157 82L156 84H157V87H156V84L152 81V84H155V85H153V87H152V84L150 83L151 81H150V77H148V76H144ZM174 74V75H175ZM181 74H183V75H181ZM217 74H219V76L217 75ZM122 75H124V76H122ZM206 75V76H205ZM244 75H245V73H244ZM137 76V77H136ZM138 76L141 78L140 80H139V78H138ZM154 76H153V78L151 77V80H153V79H155L154 78ZM216 76H218V77H220V79L219 78H216ZM222 76V77H221ZM236 76V77H237ZM57 77V76H56ZM126 77V78H125ZM146 77V78H145ZM170 78L169 79V81L171 80V82H172V80L174 81V82H169V84L167 83L168 82V79L165 81L164 79L165 78ZM180 77V78H179ZM233 77V78H232ZM138 78V79H137ZM143 78V79H142ZM147 78L149 79L148 81H150V82H148V84H147V86L146 85H143V83L142 82H145V83H147ZM172 78H174V79H172ZM198 78V79H197ZM201 80H200V79ZM233 80H232V79ZM136 79V80H135ZM164 80L165 82H163V81H160V80ZM177 79V80H176ZM197 79V81H195ZM120 80H121V82H120ZM139 80V83L138 82H134V81H138ZM143 80V81H142ZM145 80V81H144ZM213 80V81H212ZM217 80V81H216ZM158 81H160L159 83H158ZM201 81V82H200ZM219 81V82H218ZM119 82V83H118ZM130 82V83H129ZM161 82H163V83H165V84H163V83H161ZM203 82V83H202ZM221 82V83H220ZM124 83H125V85H124ZM136 83V84H135ZM138 83V84H137ZM142 83V85L141 86H138V85H140ZM144 83V84H145ZM176 83H178V84H176ZM182 83V84H181ZM230 83V84H229ZM130 84V85H129ZM150 84H151V86H150ZM162 84V86H160V85ZM177 86H176V85ZM46 84H41V85H39L40 87L42 86V90L40 89V88H38L37 90H39V93H37L38 95L41 93V91H43V97L41 96V95H39V100H42V101H45V97H48V96H50V94H51V92L49 91V93L50 94H48L47 96H46V94H47V91L48 90H50V89H48V86H47V91H46V86H45ZM129 85V86H128ZM131 85H134V86H137L136 87V89H135V87L133 86V87H131ZM173 85H175V86H173ZM228 85V86H227ZM43 86L45 87V88H43ZM121 86V87H120ZM150 86V87H149ZM160 86V87H159ZM183 86V87H182ZM207 86H209V87H207ZM113 87V88H114ZM125 87V88H124ZM153 89H152V88ZM165 87V89H167ZM174 87V88H173ZM180 87V88H179ZM104 88V89H103ZM107 88V89H106ZM109 88V89H108ZM129 88V89H128ZM130 88H131V90H130ZM148 88H150L149 89V91H148ZM184 88V89H183ZM209 88H210V90H209ZM44 89V90H43ZM105 89H106V92H105ZM121 89V90H120ZM126 90V91H124V90ZM229 90V92H227L228 90ZM110 90V91H109ZM128 90H129V92H128ZM136 92H135V91ZM177 90V91H176ZM198 90V91H197ZM219 90H222V91H224V92H220ZM46 91V92H45ZM102 91V92H101ZM189 93H188V92ZM38 92V91H37ZM174 92H176L175 94H174ZM225 92H227V93H225ZM121 93V92H120ZM179 95H178V94ZM207 93V94H206ZM213 95H212V94ZM44 94H45V96H44ZM103 96H102V95ZM115 94V95H114ZM195 94V95H194ZM197 94V95H196ZM200 94V95H199ZM208 94H211L210 95V97L211 98H208V102L206 103L205 102V104H204V101H206V99H205V96H207ZM37 95V96H38ZM85 94L84 93H82V100L84 99L83 98V96H84ZM106 95H107V97H106ZM116 95H118V96H116ZM164 95H165V93H164ZM192 95V96H191ZM178 96V97H177ZM189 96H191V97H189ZM196 96V97H195ZM219 98H218V97ZM225 96V97H224ZM40 97H42V98H40ZM79 97V98H80ZM85 97V96H84ZM102 97V98H101ZM122 97V96H121ZM124 97V96H123ZM170 97H172V98H170ZM185 97V98H184ZM203 97V98H202ZM49 98V97H48ZM47 98V99H48ZM100 98V99H99ZM107 98V99H106ZM137 98V99H136ZM173 98H174V101H173ZM177 100H176V99ZM180 98V99H179ZM190 98H192V99H190ZM193 98L196 100V98H197V100L195 101V100H193ZM44 99V100H43ZM46 99V100H47ZM96 99V100H95ZM130 99V100H129ZM202 101H201V100ZM205 99V100H204ZM211 99L214 101L213 103L214 104H212L211 102ZM240 99V100H239ZM77 100V101H76ZM95 100V101H94ZM104 100V101H103ZM111 102H109V101ZM204 100V101H203ZM139 101V102H138ZM173 101V102H172ZM176 101V102H175ZM181 101V102H180ZM185 101V102H184ZM195 102V104L197 103V105L199 106V111H197V109L196 108H190V106L193 104V102ZM198 101V102H197ZM163 102V103H164ZM187 102L190 104V106L187 104ZM78 105H77V104ZM106 103V104H105ZM107 103H109V104H107ZM169 103V104H168ZM175 103H177V105H178V107H177V105L175 104ZM180 103V104H179ZM209 103V104H208ZM222 103V104H221ZM98 106H97V105ZM171 104V105H170ZM195 104H193V107L195 106ZM208 104V105H207ZM242 104L244 105V107L242 106ZM75 105H77V106H75ZM94 105V106H93ZM113 105V106H112ZM130 105V106H129ZM184 105V106H183ZM195 106V107H198V106ZM215 105V106H214ZM85 106V107H84ZM137 107V110H136V108L135 107ZM170 106H171V108H173L172 110L174 111L175 109H178L177 111H180L179 109H181L182 108V110L179 112V113H181V116L179 115V113H176V110L172 113L173 114V116L171 117L170 115H172V114H169L170 112H171V108H170ZM181 106V107H180ZM186 106H188V108H189V110H187L188 108H186ZM210 106H211V108H210ZM242 106V107H241ZM99 107V108H98ZM105 108V112L107 111L106 109H108V108ZM132 107V108H131ZM174 107H175V109H174ZM205 107V108H204ZM235 107H237V108H235ZM239 107V108H238ZM246 107V108H245ZM81 108H83V109H81ZM135 108V109H134ZM170 108V109H169ZM186 108V109H185ZM212 108H213V111H211L212 110ZM243 108H244V110H243ZM101 109V110H100ZM134 109V110H133ZM163 109H165V111L163 110ZM184 109V110H183ZM196 109V110H195ZM220 109V110H219ZM239 109V110H238ZM253 109V110H252ZM260 109V110H259ZM78 110H80V111H78ZM84 110V111H83ZM127 110V111H126ZM129 110V111H128ZM133 110V111H132ZM150 110V109H149ZM162 110V111H161ZM169 110H170V112H169ZM209 110V111H208ZM216 110V111H215ZM159 111V112H158ZM166 113L165 115H164V112ZM189 111H191V112H189ZM193 111V112H192ZM219 113H218V112ZM221 111V112H220ZM238 111V112H237ZM243 111V112H242ZM253 111V112H252ZM261 111V112H260ZM77 112H80L81 114H83V112H85L84 114H85V116H86V120H87V118H88V120L86 121L83 117H85L84 116V114H83V117H82V115H80V113H79V115H77ZM115 112V113H114ZM125 112H127V113H125ZM131 112V113H130ZM168 112V113H167ZM217 112V113H216ZM224 112H223V115H224ZM246 112V113H245ZM248 112V113H247ZM64 113V114H63ZM96 113V114H95ZM103 113V112H102ZM136 113V114H135ZM150 113V114H149ZM161 114V115H164L165 117H166V115L167 114H169V117H168V115H167V118H169V120H163V119H167V118H163V116L162 117H160L161 115H159V114ZM184 113H186L185 115H184ZM201 113V114H200ZM240 113H242V114H240ZM63 114V115H62ZM70 115V117H69V119L68 120H63V118L64 117H62V116H68V115ZM89 114V115H88ZM127 114V115H126ZM177 116H176V115ZM183 114V115H182ZM96 115H98V119L100 118V120L99 121H97V116ZM115 115V116H114ZM121 115V116H120ZM123 115V116H122ZM126 115V116H125ZM137 115V116H136ZM154 117H153V116ZM174 115H175V117H174ZM200 115V116H199ZM201 115H203V116H201ZM217 115V116H216ZM220 115V116H219ZM244 117H243V116ZM89 116V117H88ZM111 116V117H110ZM119 116H120V118H119ZM129 116V117H128ZM145 118H144V117ZM148 116V117H147ZM163 120V121H161V119H159V117ZM180 118H179V117ZM190 116V117H189ZM215 116V117H214ZM240 116V117H239ZM58 119H57V118ZM78 117H80L79 119H78ZM124 117V118H123ZM157 117V118H156ZM187 117V118H186ZM202 117V118H201ZM208 117V118H207ZM263 117V118H262ZM54 118V119H53ZM83 118V119H82ZM117 118V119H116ZM127 118V119H126ZM136 118V119H135ZM142 118H143V120H142ZM214 118V119H213ZM233 120H232V119ZM52 119V120H51ZM103 119H104V121H103ZM122 119V120H121ZM125 119V120H124ZM132 119V120H131ZM183 119H184V121H185V123H184V121H183ZM186 119V120H185ZM203 120L202 122H200V120ZM205 119V120H204ZM210 119V120H209ZM216 119V120H215ZM256 119V120H255ZM56 120V121H55ZM59 120H60V123H58L59 122ZM94 120H95V122H94ZM110 121V122H108L107 123V121ZM116 120V121H115ZM119 120H120V122H119ZM140 122H139V121ZM159 120L161 121V124L163 125L164 123H167L166 125H163L164 127L165 126H167L168 127V130H166L167 128L165 127V129H160L159 130ZM171 120H172V123H171ZM177 120V121H176ZM217 120H219V121H217ZM75 121V120H74ZM86 121V122H85ZM91 121V122H90ZM101 121V122H100ZM103 121V122H102ZM113 121H115V123L116 124H114V122ZM135 121V122H134ZM213 121V122H212ZM239 121V122H238ZM44 122V123H43ZM65 122V123H64ZM94 122V123H93ZM105 122V123H104ZM134 122V123H133ZM173 122H174V125H173ZM183 122V124L184 125H186V126H184L183 124H181ZM215 122V123H214ZM249 122V123H248ZM258 122V123H257ZM57 123V124H56ZM92 123V124H91ZM97 123V124H96ZM113 123V124H112ZM118 123V124H117ZM130 123V124H129ZM136 123V124H135ZM150 123L152 124V125H150ZM155 123V124H154ZM158 123V124H157ZM178 123L179 124H181V125H183V127H180V125H178ZM191 123H192V126L194 127V125H195V130L194 129H192V127H191ZM197 123V124H196ZM218 123V124H217ZM220 123V124H219ZM226 123V124H225ZM242 123V124H241ZM59 124V125H58ZM65 124V125H64ZM67 124V125H66ZM70 124V125H69ZM104 124V126H102V125ZM106 124V125H105ZM111 124V125H110ZM124 124V125H123ZM160 124V125H161ZM188 124H190V126L188 125ZM202 124H203V126H202ZM244 124V125H243ZM44 125V126H43ZM91 127H90V126ZM98 125V126H97ZM110 125V126H109ZM141 125V126H140ZM148 125V126H147ZM161 125V127L160 128H164L163 126ZM219 125V126H218ZM236 125V126H235ZM43 126V127H42ZM94 126V127H93ZM96 126V127H95ZM100 126V127H99ZM124 126V127H123ZM128 126V127H127ZM134 126V127H133ZM145 126V127H144ZM157 128H156V127ZM188 126V127H187ZM45 127V128H44ZM115 127V128H114ZM123 127V128H122ZM130 127V128H129ZM135 127H137L136 129H135ZM176 127V128H175ZM202 127V128H201ZM74 128H75V130H74ZM73 129H72V131H74V132H72L70 135H69V141H75V142H73V144L75 145L76 144V142H77V140L79 139V137H80V132H79V129H78V127L76 128V127H74ZM96 128V129H95ZM98 128H99V130H98ZM106 129V130H104V129ZM112 128V129H111ZM142 128V129H141ZM150 128V129H149ZM191 128V129H190ZM205 128V129H204ZM215 128H218V131H217V133H216V129ZM244 128V129H243ZM46 129V130H45ZM48 129V130H47ZM95 129V130H94ZM122 129V130H121ZM126 129H128V130H126ZM139 129V130H138ZM140 129H141V131H140ZM147 129V130H146ZM149 129V130H148ZM155 129V130H154ZM169 129L171 130V133H170V131H169ZM181 129H182V131H183V134H182V132H181ZM259 129V130H258ZM78 131L77 133L75 132V131ZM116 130V131H115ZM133 130V131H132ZM146 130V131H145ZM162 130H164V132H162ZM165 130L168 132H166L165 133ZM194 130V131H193ZM202 130H204V132L202 131ZM42 131V132H41ZM90 131V132H89ZM102 131H104V132H102ZM114 131V132H113ZM127 133H126V132ZM144 131V132H143ZM159 131V133H157ZM180 131V132H179ZM212 131H214V132H212ZM102 132V133H101ZM129 132V133H128ZM132 132V133H131ZM139 132V133H138ZM155 132V133H154ZM160 132H162L161 134L162 135H160L159 136V134H160ZM187 132V133H186ZM211 132V133H210ZM233 132H234V134H233ZM88 133H86V136L87 135H89ZM119 133V134H118ZM151 133V135H148V134H150ZM195 133V134H194ZM209 133H210V135H209ZM212 133H213V135H212ZM119 135L118 137H117V135ZM122 134V137L120 136ZM123 134H125V135H123ZM134 134H136V135H134ZM156 134H158V135H156ZM167 134V135H166ZM170 134V138H169V140H170V143H169V141H168V139L167 140H165V138L168 136ZM40 135V136H39ZM44 135H45V138H44ZM76 137V138H78V139H76V138H74V136ZM77 135V136H76ZM78 135H79V137H78ZM115 135V136H114ZM129 137H128V136ZM166 135V137H164ZM184 135H188V136H186L187 138H185V141H184ZM195 135V136H194ZM198 135V136H197ZM200 135V136H199ZM36 136H38V138L36 137ZM103 136V135H102ZM161 136H163V137H161ZM174 138H172V137ZM197 136V137H196ZM211 138H210V137ZM213 136V137H212ZM72 137V138H71ZM104 137V136H103ZM102 137V138H103ZM146 137V138H145ZM152 139H151V138ZM156 137V138H155ZM169 137V136H168ZM181 138V139H183V140H180L179 138ZM192 137V138H191ZM114 138V139H113ZM120 138H122V139H120ZM125 138V139H124ZM141 138V139H140ZM163 138H164V140H163ZM191 138V139H190ZM54 139V138H53ZM52 139V140H53ZM70 139H72V140H70ZM76 139V140H75ZM132 139V138H131ZM153 141V142H151V140ZM162 139V140H161ZM130 140V139H129ZM173 140H174V142H179V140H180V144H181V146H180V144L179 145H175V144H177V143H175V144H173L174 142H173ZM177 140V141H176ZM190 140V141H189ZM208 140H209V142H208ZM235 140V141H234ZM41 141V142H40ZM51 141V142H50ZM108 141V140H107ZM107 141H105L106 143H107ZM112 141V142H111ZM164 141V142H163ZM168 141V142H167ZM187 141H188V144H190L189 142H192L193 143V146H192V150H191V153L193 154V157H195V158H193L192 157V154H191V157H190V160L188 159L186 162L184 161V160H182V162L180 161V158H179V149L181 148L182 149V147H184L186 144H184L185 142L187 143ZM221 141H223V142H225L224 144L225 145H223V143H221ZM72 142H70L71 144L70 145H73L72 144ZM146 142V143H145ZM151 142V143H150ZM156 142V143H155ZM167 142V143H166ZM183 142V143H182ZM207 142V143H206ZM261 142V143H260ZM263 142V143H262ZM31 143V142H30ZM48 143H45V147H47L46 146V144H48ZM69 143V142H68ZM161 143H166L165 145H163V144H161ZM191 143V144H192ZM207 145H206V144ZM35 144V145H34ZM150 144L152 145L151 147H150ZM155 144H156V146H155ZM170 144V145H169ZM172 144V145H171ZM182 144H184V145H182ZM190 144V145H191ZM195 144H196V147H195ZM206 146H205V145ZM223 145V146H221L220 147V145ZM251 144V145H250ZM29 145V144H28ZM27 145V146H28ZM37 145V147H35ZM39 145V146H38ZM104 146H105V144H103ZM154 145V146H153ZM169 145V146H168ZM229 145V146H228ZM33 146V147H32ZM103 146V147H104ZM163 146V147H162ZM165 146V147H164ZM179 146V149H177V147ZM216 146H217V148H216ZM232 146V147H231ZM255 146V147H254ZM260 146V147H259ZM37 148V149H35V148ZM109 147H110V145H109ZM160 147V148H159ZM222 147H223V149H222ZM226 147V148H225ZM227 147H228V149H227ZM235 147V148H234ZM142 148H140V149H142ZM156 148H158V149H156ZM166 148V149H167ZM194 148V149H193ZM202 148V149H201ZM207 148V149H206ZM231 148V149H230ZM246 148V149H245ZM260 149L261 150V163H260V165H259V162H260V160L259 161H255V155L256 154H258L259 155V153H257V149ZM180 149V150H181ZM196 149V150H195ZM201 149V150H200ZM211 149V150H210ZM219 151H218V150ZM220 149H221V151H220ZM234 149V150H233ZM259 149H258V151H259ZM37 150H39V151H37ZM156 150V151H155ZM158 150V151H157ZM205 150V151H204ZM216 150V151H215ZM244 150V151H243ZM263 150H264V148H263ZM37 151V152H36ZM192 151H195V152H192ZM199 153H198V152ZM39 152V153H38ZM206 152V153H205ZM217 152H219V153H217ZM231 152H235V154L234 153H231ZM237 152V153H236ZM202 153V154H201ZM209 153V154H208ZM214 153H216V154H214ZM228 153H230V154H234L233 156L231 155V157H230V154H228ZM239 153V154H238ZM44 154V153H43ZM42 154V155H43ZM190 154V153H189ZM200 154V155H199ZM204 154V155H203ZM218 154V155H217ZM227 155V156H229V157H224L223 155ZM202 155V156H201ZM207 155V156H206ZM240 155H241V157H240ZM258 155H256V156H258ZM198 156V157H197ZM201 157V160L202 161H200V157ZM221 156V157H220ZM235 156V157H234ZM42 157V156H41ZM202 157H203V159H202ZM232 157L234 158V159H232ZM238 157V158H237ZM246 157V158H245ZM250 157H251V159H250ZM192 158V159H191ZM196 158H198L199 160L197 161V159ZM206 158V159H205ZM213 158V159H212ZM222 158H225L224 159V161H222ZM226 158H230L229 160H226ZM249 158V159H248ZM129 159L131 160V161H129ZM128 159V163L130 162V164H132V161H134V159L133 158H129ZM133 159V160H132ZM220 159H221V161L223 162V163H228L229 162V165H227V166H229L230 168L228 169V167L226 166H222L221 164V162H220ZM263 159V160H262ZM205 162H204V161ZM228 161V162H226V161ZM233 160V162L231 163V161ZM234 160H236L237 162H235ZM239 160V161H238ZM170 161H171V163H170ZM184 161V162H183ZM211 161V163H209ZM263 161V162H262ZM197 162V163H196ZM200 162V163H199ZM202 162H204V164L202 163ZM208 162V163H207ZM250 162V163H249ZM258 164H256V163ZM127 163V164H128ZM201 164V166L199 165V164ZM253 163H255V164H253ZM192 164V165H191ZM195 164H197V165H195ZM231 164H233V166L231 165ZM262 164V165H261ZM111 164H109V166H110ZM190 165H191V167H190ZM194 165V166H193ZM203 165V166H202ZM205 165V166H204ZM208 165V166H207ZM210 165V166H209ZM235 165H237V166H235ZM195 166H196V168H195ZM197 166H200V167H197ZM212 166V167H211ZM221 166V167H220ZM231 166L232 167H234L235 168V170H233L234 168H231ZM261 166V167H260ZM135 167V169L137 170L138 169V167L136 168V166H134ZM202 167L203 168H205V169H203L204 170V172L206 171V173H204L203 172V170H201L202 169ZM209 167H211V168H209ZM216 167V168H215ZM260 167V168H259ZM172 168V169H171ZM192 168H193V170H192ZM199 168H200V170H201V172L203 173V175H202V173H194V171H199ZM219 168H220V170H221V168H223L221 171H219V172H217L218 170H219ZM224 168H225V170H224ZM237 168V169H236ZM126 170L128 169L127 167L125 168ZM125 169H124V174H126V175H128V176H125L126 178L128 177L130 180H131V178H133V175H134V173L135 172H137V171H135V170H133V167H132V170H131V168L130 169H128L127 171L128 172H130V174L132 175H129V174H127L128 172H126L125 171ZM195 169V170H194ZM214 169V170H213ZM232 169V170H231ZM254 169V170H253ZM174 170V171H173ZM176 170H178V171H176ZM185 170L187 171L186 173H185ZM189 170H192V171H189ZM233 171V172H229V171ZM259 170V171H258ZM133 173H132V172ZM135 171V172H134ZM162 171V172H161ZM180 171L181 172H183V173H185V174H187V175H190L189 174V172L191 173V175L192 174H194L195 176H196V174H197V176L196 177H200V175H202L201 176V178L202 179H204L205 181L208 179L209 181H207L205 184H206V187L209 185V183H211L212 182V178L214 177H216L215 176V174L217 173L218 175L220 174V176H222V174H224L225 172H226V175H227V173L229 172V174H231V176L232 177H234L233 179L231 178V179H229V180H231V181H229L228 180V182H227V185H229L228 186V188L231 186H233V188H234V185H231V184H234V183H236L237 181V183L238 184H235V185H238L237 186V188L233 191L232 190V192L229 190V189H227V185L226 184H224V182L223 181H221L224 185H226V186H224L221 182V185H222V187H226V188H221L220 189V193L222 194L223 193V191H224V189H225V192L222 194V196H219L218 194V197L219 198H217V199H220V197H221V199H220V201H219V204H218V200L216 201V197H215V200H214V198L212 197V196H210L211 195V192H212V189L214 188L212 185V183L210 184L213 188L210 190L209 189V187H211V186H208L207 188H205V189H207V190H202L203 191V193L202 194H204V195H206L207 194V196H204V195H202L205 199H203L204 201H206V198L208 197V201L210 202V204H209V202L208 201H206V202H203V201H201L200 200V197H201V195L199 194V196H197L198 195V193H196V192H194L193 193V195H191L188 199L186 198V196H185V193H184V195L183 196H181V193L177 190V186H175L177 183L176 182H174V177L173 176H176L177 177V175H179L177 178L175 177V181L177 180H180V176H181V174L182 173H180ZM222 171H224V172H222ZM261 171V172H260ZM126 172V173H125ZM193 172V173H192ZM200 172V171H199ZM212 174H211V173ZM216 172V173H215ZM222 174H221V173ZM255 172V173H254ZM258 172H260V174L258 173ZM208 173V174H207ZM214 173V174H213ZM262 173V174H261ZM163 174V175H162ZM174 174V175H173ZM199 174V175H198ZM205 174V175H204ZM209 174H210V176H209ZM238 174V175H237ZM122 177V180H123V178H125V177ZM160 176H161V179H160ZM228 176V175H227ZM259 177H261L262 178V180H261V178H259ZM124 179L126 182H128V180L129 179ZM242 178V179H241ZM77 179L78 180H80L81 181V183H82V181H83V178H81L80 176H78L77 177ZM74 180L75 181V183L73 184V186L75 187H73L72 186V188H74V190L71 188V191H70V193H73V194H75L74 192H78L79 193V191L81 190H83V189H87V191L85 192V191H83V192H81V194L82 193H87L88 192V186H89V184H88V186H87V183H86V187H85V183H83V184H81L78 180ZM259 179V180H258ZM123 180V182H125ZM77 181H78V183H77ZM91 181V180H90ZM88 182V183H90L91 184V182ZM219 181V180H218ZM234 181H236V182H234ZM244 181V182H243ZM263 181V182H262ZM92 182H93V180H92ZM125 182V183H126ZM130 182V181H129ZM128 182V183H129ZM158 182V183H159ZM174 182V183H173ZM257 182V183H256ZM80 183V184H79ZM95 182H93L92 184H94ZM124 183V184H125ZM128 183H126V184H128ZM176 183V184H175ZM219 183V184H220ZM230 183V184H229ZM71 184V185H72ZM83 186L84 185V188L83 187H81L82 189H79V191H78V189L76 190V188H78V186ZM92 184L90 185L92 188H93V186H92ZM123 184V183H122ZM123 184V185H124ZM205 184H203V186H200V188L199 189H202L201 187H204V185ZM260 184V185H259ZM77 187H76V186ZM202 185V184H201ZM91 187H89V189H91ZM230 187V189H232ZM171 188V189H172ZM259 188V189H258ZM229 190V192L227 191V190ZM242 189V190H241ZM76 190V191H75ZM211 191V192H207V191ZM74 191V192H73ZM91 191H92V189H91ZM116 191L117 190H115L114 191V193L113 194H115L116 193ZM171 191H173V192H171ZM176 193H175V192ZM200 191V190H199ZM198 191V192H199ZM202 191H200L199 193H201ZM206 193H205V192ZM214 191V190H213ZM90 192V191H89ZM88 192V193H89ZM87 193V194H88ZM180 193V194H179ZM212 193H214V192H212ZM219 193V194H220ZM245 193V194H244ZM73 194H70V196L73 198V196H75V197H78L79 195H80V193H79V195L78 196H76L77 194H75V195H73ZM112 194V195H113ZM220 194V195H221ZM226 194V195H225ZM83 195V194H82ZM216 195V196H217ZM69 196V197H70ZM210 196V197H209ZM70 197V198H71ZM74 197V198H75ZM172 197V198H171ZM183 199H182V198ZM194 197V198H193ZM202 197V198H203ZM245 197V198H244ZM199 198V202L202 204H206L209 208H207V206H206V208L210 211V213H209V211H208V213L211 215H209L208 213V215L210 216H207V214L206 215H203V214H205L206 212H207V209H203V207H205L204 205L202 206L199 202H198V199ZM209 198H210V200H209ZM211 198H212V200H211ZM257 198H260V199H257ZM187 199V201H185V200ZM192 199V200H191ZM255 199V200H254ZM168 200V199H167ZM182 200V201H181ZM188 200H190V201H188ZM197 200V201H196ZM238 200V201H237ZM211 201H216V202H214V205H213V202H211ZM223 201V202H222ZM179 202L181 203V204H179ZM222 202V203H221ZM137 203H138V201H137ZM164 203V204H163ZM195 203V204H194ZM218 204V205H216V204ZM221 203V204H220ZM227 203V204H226ZM262 203V204H261ZM57 204V203H56ZM56 204L54 203V205L56 206ZM223 204V205H222ZM255 204H258V205H255ZM161 205V206H162ZM180 205V206H179ZM186 205V206H185ZM195 205V206H194ZM197 205V206H196ZM198 205H200V207L198 206ZM210 205H212L211 207H212V209H211V207H210ZM233 205V206H232ZM184 206V207H183ZM193 208H192V207ZM202 206V207H201ZM215 206H217V207H215L217 210H218V212H217V210L216 209H214V207ZM221 206V207H220ZM239 206V207H238ZM253 206V207H252ZM182 207V208H181ZM190 207H191V209H190ZM197 207V208H196ZM229 207V208H228ZM238 207V208H237ZM254 207H255V209H254ZM262 207V208H261ZM176 208V209H175ZM183 208H185V209H183ZM188 210H187V209ZM199 208H201V209H199ZM219 208V209H218ZM225 208V209H224ZM227 208V209H226ZM253 208V209H252ZM181 209V210H180ZM197 209V210H196ZM202 209L203 210H206V212L204 213L203 211H202ZM222 211H221V210ZM258 209V210H257ZM176 210H177V213H176ZM214 210V211H213ZM261 210V211H260ZM184 211V212H183ZM188 212V213H186V212ZM199 211H200V213L202 214V215H200L199 214ZM235 211V212H234ZM263 211V212H262ZM217 212V213H216ZM244 212V213H243ZM179 213V214H178ZM182 213H183V215H182ZM213 213L215 214V215H213ZM220 215H219V214ZM161 214V213H160ZM196 214H199V217H198V215H196ZM217 214V215H216ZM234 214V215H233ZM256 214V215H255ZM259 214V215H258ZM138 216L136 217V218H140L141 217V219H140V222L139 221H136V220H139V219H135V223L137 224V225H139L140 223H141V220H143L144 219V217H145V219L147 220V218H150L149 217V215H150V213L148 212V214H147V212H145L144 211V213H143V211L142 212H140V213H138L137 214ZM141 215V216H140ZM143 215H148L147 217L146 216H143ZM162 215V214H161ZM178 215H180V216H178ZM229 215H231L232 216V218H231V216L229 217ZM241 215V216H240ZM250 215H253V217L252 216H250ZM205 216H207V218L205 217ZM218 216V217H217ZM249 216V217H248ZM227 217V218H226ZM229 217V218H228ZM231 218V219H230ZM145 219H144V222H145ZM213 221H211V220ZM223 220V221H221V220ZM203 221V222H204ZM220 221V222H219ZM225 221V222H224ZM138 222V223H137ZM222 222H224V223H222ZM254 224H253V223ZM219 223V224H218ZM226 223V224H225ZM228 223V224H227ZM232 223H233V225L235 226V228H233V229H231V226H232ZM256 223V224H255ZM261 223V224H260ZM263 223V224H262ZM143 224V223H142ZM205 224H206V226H205ZM220 224H222V225H220ZM224 224V225H223ZM250 224V225H249ZM258 224V225H257ZM220 225V226H219ZM228 225H230V226H228ZM224 227L223 229L222 228H218V227ZM227 226V227H226ZM251 226V227H250ZM205 227V228H204ZM217 227V228H216ZM228 228L227 230H225L226 228ZM262 227H263V229H262ZM215 229H216V231H215ZM197 232H196V231ZM219 232H218V231ZM222 230V231H221ZM229 230V231H228ZM235 232L234 234H233V231ZM263 230V231H262ZM208 231V232H207ZM215 231V232H214ZM239 231V232H238ZM255 231V232H254ZM196 232V233H195ZM198 232H200V233H198ZM204 232V233H203ZM217 232H218V234H217ZM221 232V233H220ZM261 232V233H260ZM198 233V234H197ZM212 233H213V235H212ZM214 233H216V234H214ZM227 233V234H226ZM229 233V234H228ZM260 233V234H259ZM203 236L202 238H201V236ZM219 234H220V236H219ZM222 234V235H221ZM253 236H252V235ZM206 235V236H205ZM214 236L215 235V237L216 238H213L212 236ZM225 235V236H224ZM211 236V237H210ZM224 238H223V237ZM250 236V237H249ZM252 236V237H251ZM191 237V238H192ZM193 237V238H194ZM218 237V238H217ZM191 238L189 239V241L190 242H192V243H194L193 241H191ZM208 238H209V242H208ZM214 240H213V239ZM226 238V239H225ZM217 239V241H215ZM221 239V240H220ZM193 240V239H192ZM220 240V241H219ZM248 240V241H247ZM252 240V241H251ZM205 241V240H204ZM211 241V242H210ZM224 241V242H223ZM241 241V242H240ZM245 241V242H244ZM256 241V242H255ZM189 242V243H190ZM217 243L218 242V245L217 244H215V246H217L216 248H215V246H214V243ZM222 243V245H220L221 243ZM251 242V243H250ZM211 243V244H210ZM213 243V244H212ZM256 243V245H254ZM208 244H210L211 245V247H210V245H208ZM248 244V245H247ZM262 244V245H261ZM241 245V246H240ZM259 245H261L260 247H259ZM214 246V247H213ZM218 246H219V249H218ZM250 247V249L248 248V247ZM254 246V247H253ZM208 248V249H207ZM248 248V250H250V251H248V250H246ZM253 248H255V250L253 249ZM262 248V249H261ZM258 249V250H257ZM214 250V252H212ZM257 250V251H256ZM261 250V251H260ZM244 251V252H243ZM251 251H253L252 253H250ZM260 251V252H259ZM212 252V253H211ZM237 252V253H236ZM256 254V255H255ZM150 255V254H149ZM222 255V256H221ZM255 255V256H254ZM134 256V257H133ZM135 256H136V254L134 255V254H131V256L130 257H132L133 259L135 258ZM245 258H244V257ZM248 256V257H247ZM239 257V258H238ZM242 257V258H241ZM224 261V262H223ZM255 261V262H254ZM242 262V263H241Z\"/></svg>","mask_w":264,"mask_h":264}]
</instances>
